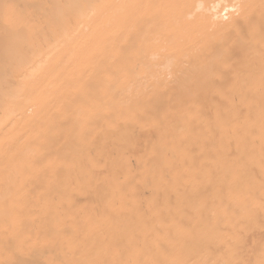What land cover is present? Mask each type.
Here are the masks:
<instances>
[{
	"label": "bare ground",
	"instance_id": "1",
	"mask_svg": "<svg viewBox=\"0 0 264 264\" xmlns=\"http://www.w3.org/2000/svg\"><path fill=\"white\" fill-rule=\"evenodd\" d=\"M0 264H264V0H0Z\"/></svg>",
	"mask_w": 264,
	"mask_h": 264
}]
</instances>
